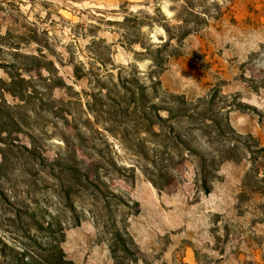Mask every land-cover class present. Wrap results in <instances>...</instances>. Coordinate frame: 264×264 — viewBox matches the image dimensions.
I'll list each match as a JSON object with an SVG mask.
<instances>
[{"label": "rangeland", "instance_id": "1", "mask_svg": "<svg viewBox=\"0 0 264 264\" xmlns=\"http://www.w3.org/2000/svg\"><path fill=\"white\" fill-rule=\"evenodd\" d=\"M163 24L193 30L157 66L128 43ZM41 51L0 111V264H114L113 224L123 264H264V0H0V64ZM188 128L221 160L209 193Z\"/></svg>", "mask_w": 264, "mask_h": 264}, {"label": "trees", "instance_id": "2", "mask_svg": "<svg viewBox=\"0 0 264 264\" xmlns=\"http://www.w3.org/2000/svg\"><path fill=\"white\" fill-rule=\"evenodd\" d=\"M187 13V12H185ZM189 15L193 16L194 18L199 15L194 10H190L188 12ZM148 15H144L141 18V21L138 22L140 28L141 25H144L145 19L148 18ZM182 20V19H181ZM191 20L194 22L193 18ZM130 17L125 15L122 21V24L126 27V34H130ZM147 24V23H146ZM31 26L28 27L29 30L22 32V35L27 36L28 43L35 42L40 43L41 38L38 36V32L36 28H33V23H30ZM128 26V28H127ZM132 27V26H131ZM162 27L164 28L167 40L166 42H163L159 45H154L153 43L145 44L142 42L134 41L129 42L128 44L130 46H133L135 43H139V46L141 48L140 51L137 52L138 55L149 57L153 63H155L157 66H160L163 64L169 57L174 56V48L182 43V40L187 37L193 30V28L187 27L186 24L183 25H173L170 26V24H163ZM27 28V27H26ZM175 40V41H173ZM15 45H20L19 43ZM168 46H173V50H166ZM43 51V50H42ZM35 54H26L22 55L28 62L26 64H22L23 66H17L14 68V70L6 69L2 64H0V67L5 70V72L9 75V80L6 81L2 78H0V111H3L5 109L2 105V103L6 102V98H4V92L10 93L12 96L22 98V83L25 81V79L20 74V71H30L32 69H36L38 71V64H36V61L39 59L40 56H43V52ZM40 70V69H39ZM16 71V72H14ZM31 79V78H30ZM177 103L181 104L179 108V114L184 118L189 119H196V117L199 114V111L197 108L189 106L186 101L177 99ZM155 106V104H154ZM10 107V105H8ZM7 112V111H6ZM6 112L5 113L6 115ZM8 118L12 119V122H17L13 116H9ZM160 119H163L160 117ZM178 141L187 148L191 154L195 155V168H196V174L198 175V180L200 182V186L203 189L205 193H209L211 191V184L212 180L208 177L209 174L213 173L214 170H218V166L221 160H217L215 156H209L207 153H209V148H205L201 145L200 142V135L196 133L192 128L185 129L183 133L178 132L177 133ZM205 152H201L200 149ZM207 152V153H206ZM197 156V157H196ZM40 160L44 161L46 160L45 157L40 156ZM52 163H61V159H56L55 161H51ZM73 171H76L75 167H71ZM90 174H93L95 178L98 177V172L94 169H91L90 167L87 168L86 171V182L87 184H96V181L93 179H90ZM153 184L161 189L158 185V183L155 180H152ZM107 201V200H104ZM108 202V201H107ZM112 240L113 244H111L110 248L113 253H115L114 258V264H123V261L116 255L117 250H121L122 255H134L135 252L131 248L130 243H133L132 240H130L127 236V232H121L119 228H115V224L112 225ZM54 264H75L72 260L66 259L65 255L60 250V255L54 258Z\"/></svg>", "mask_w": 264, "mask_h": 264}]
</instances>
